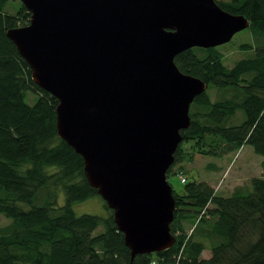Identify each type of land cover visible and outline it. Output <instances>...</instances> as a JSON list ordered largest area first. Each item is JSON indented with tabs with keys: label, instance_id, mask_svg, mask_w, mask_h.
<instances>
[{
	"label": "trees",
	"instance_id": "16d2710c",
	"mask_svg": "<svg viewBox=\"0 0 264 264\" xmlns=\"http://www.w3.org/2000/svg\"><path fill=\"white\" fill-rule=\"evenodd\" d=\"M11 1L0 0V215L10 220L0 226V264H264V173L251 180L250 190L237 188L228 197L187 178L182 193L173 189L176 244L134 259L107 204L108 217L75 214L76 204L99 195L87 181L83 158L58 136L59 101L35 85L29 65L7 37L31 18L21 2L9 14ZM216 2L250 21L245 32L252 42L240 48L254 54L232 68L220 47L176 57L181 72L208 88L191 106L192 125L181 132L168 181L173 174L185 175L183 169L174 173L175 165L183 158L192 162L197 154L223 157L251 146L264 158V0ZM29 94L35 96L32 105ZM60 191L65 204L58 207ZM100 227L104 231L96 233ZM206 242L212 246L209 260L202 258Z\"/></svg>",
	"mask_w": 264,
	"mask_h": 264
},
{
	"label": "water",
	"instance_id": "95a60500",
	"mask_svg": "<svg viewBox=\"0 0 264 264\" xmlns=\"http://www.w3.org/2000/svg\"><path fill=\"white\" fill-rule=\"evenodd\" d=\"M19 1L30 23L7 37L35 85L59 101V138L83 158L132 259L169 250L177 238L168 171L208 88L175 59L229 44L250 21L216 0Z\"/></svg>",
	"mask_w": 264,
	"mask_h": 264
},
{
	"label": "rangeland",
	"instance_id": "374dc122",
	"mask_svg": "<svg viewBox=\"0 0 264 264\" xmlns=\"http://www.w3.org/2000/svg\"><path fill=\"white\" fill-rule=\"evenodd\" d=\"M20 7L19 0H13L7 7L9 14H15ZM252 36L249 32H241L233 38V40L220 47V51L224 54V62L228 68H232L236 62L252 56L253 51H245L240 47L244 44L251 43ZM213 100H217L218 96L215 91H210ZM27 102L32 105L35 102V96L29 94ZM241 114H239V119ZM264 158L255 154L251 146H245L237 153L226 154L223 157L203 156L197 154L192 162L187 158H183V162L175 165L173 172H185L187 178L196 179L200 182L209 183L216 191L217 195L231 196L237 188L249 189L253 178L263 177L262 162ZM172 188L182 193L184 185L181 183L179 176L173 174L169 177ZM65 204V193H58V207ZM105 201L100 197H93L85 202L78 203L74 206L77 216L93 215L99 217H108L110 212L105 207ZM211 207V206H210ZM10 220L0 215V226H6ZM187 225V231L191 232L190 224ZM104 231L103 227L96 232ZM212 252L211 244L206 242V253Z\"/></svg>",
	"mask_w": 264,
	"mask_h": 264
},
{
	"label": "crops",
	"instance_id": "0c3cea01",
	"mask_svg": "<svg viewBox=\"0 0 264 264\" xmlns=\"http://www.w3.org/2000/svg\"><path fill=\"white\" fill-rule=\"evenodd\" d=\"M211 257H212V252L209 253V254H207V253H206V250H205V251L203 252V254H202V258H203V259L209 260Z\"/></svg>",
	"mask_w": 264,
	"mask_h": 264
},
{
	"label": "built area",
	"instance_id": "2783aa9c",
	"mask_svg": "<svg viewBox=\"0 0 264 264\" xmlns=\"http://www.w3.org/2000/svg\"><path fill=\"white\" fill-rule=\"evenodd\" d=\"M180 180L183 184H185L187 182V179L185 178V176L180 175Z\"/></svg>",
	"mask_w": 264,
	"mask_h": 264
}]
</instances>
